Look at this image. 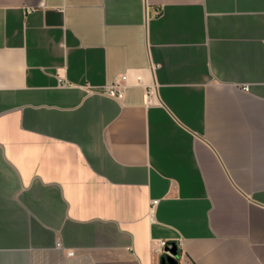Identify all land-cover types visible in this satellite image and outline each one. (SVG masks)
<instances>
[{
  "label": "crops",
  "instance_id": "crops-1",
  "mask_svg": "<svg viewBox=\"0 0 264 264\" xmlns=\"http://www.w3.org/2000/svg\"><path fill=\"white\" fill-rule=\"evenodd\" d=\"M161 240L264 264V0H0V264Z\"/></svg>",
  "mask_w": 264,
  "mask_h": 264
},
{
  "label": "built area",
  "instance_id": "built-area-1",
  "mask_svg": "<svg viewBox=\"0 0 264 264\" xmlns=\"http://www.w3.org/2000/svg\"><path fill=\"white\" fill-rule=\"evenodd\" d=\"M137 85H140L141 79L137 78ZM127 84V77L125 74H122L118 76L111 84L105 86L102 90V94L108 96L109 98H112L117 101H122L125 96V91L128 88ZM246 90V88H244ZM151 93V90L149 91V94ZM156 201L152 203V206L156 205ZM59 247V245H57ZM178 246V245H177ZM158 247L161 252V256H171L169 250L172 248L170 244H168L166 241H159ZM67 256L71 257L73 256L72 253L67 254Z\"/></svg>",
  "mask_w": 264,
  "mask_h": 264
},
{
  "label": "water",
  "instance_id": "water-1",
  "mask_svg": "<svg viewBox=\"0 0 264 264\" xmlns=\"http://www.w3.org/2000/svg\"><path fill=\"white\" fill-rule=\"evenodd\" d=\"M171 256H163L159 264H178L176 259L177 248L175 245H172V248L169 250Z\"/></svg>",
  "mask_w": 264,
  "mask_h": 264
},
{
  "label": "trees",
  "instance_id": "trees-1",
  "mask_svg": "<svg viewBox=\"0 0 264 264\" xmlns=\"http://www.w3.org/2000/svg\"><path fill=\"white\" fill-rule=\"evenodd\" d=\"M172 246V245H171Z\"/></svg>",
  "mask_w": 264,
  "mask_h": 264
}]
</instances>
